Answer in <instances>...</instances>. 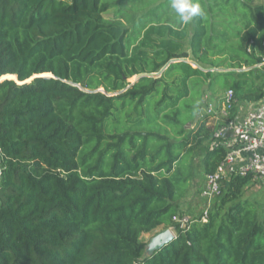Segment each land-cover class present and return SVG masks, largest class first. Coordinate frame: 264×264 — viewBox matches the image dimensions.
<instances>
[{
  "label": "trees",
  "instance_id": "obj_1",
  "mask_svg": "<svg viewBox=\"0 0 264 264\" xmlns=\"http://www.w3.org/2000/svg\"><path fill=\"white\" fill-rule=\"evenodd\" d=\"M195 2L183 23L170 0H0V264H264L250 177L222 184L206 222H174L197 149L205 175L226 152L205 95L219 108L231 90L232 116L263 97L260 69L212 70L263 62L264 3Z\"/></svg>",
  "mask_w": 264,
  "mask_h": 264
},
{
  "label": "built area",
  "instance_id": "obj_2",
  "mask_svg": "<svg viewBox=\"0 0 264 264\" xmlns=\"http://www.w3.org/2000/svg\"><path fill=\"white\" fill-rule=\"evenodd\" d=\"M233 92L227 91L218 108L210 106L209 122L215 127L212 149L222 147L225 156L212 173L205 175L200 197L207 201L200 221L206 222L210 202L221 194V187L232 177H250L252 181H264V100L258 104L239 107L232 116ZM2 168L0 165V177ZM196 220L188 215L174 218L180 228H187Z\"/></svg>",
  "mask_w": 264,
  "mask_h": 264
},
{
  "label": "rangeland",
  "instance_id": "obj_3",
  "mask_svg": "<svg viewBox=\"0 0 264 264\" xmlns=\"http://www.w3.org/2000/svg\"><path fill=\"white\" fill-rule=\"evenodd\" d=\"M257 3H264V0H257ZM112 15V12H109L106 16L109 17ZM134 19V17H133ZM190 32L192 31V25H190L189 28ZM191 34V33H190ZM190 39V38H189ZM189 39L185 42V47L183 51V56L181 60L189 62L191 64L196 63V61L193 59V57L190 54V49H189ZM264 57V53H263ZM260 69L262 73H264V60L261 64L255 66V67H245L242 70H230V69H213V73L215 74H224V73H229V72H234V73H239L242 71H248V70H256ZM136 79V78H135ZM134 78L131 80V83L134 82ZM255 84L258 86L257 88L260 89V94L263 96L260 100L256 99H249L247 102L250 104H258L261 101L264 100V77L260 79L255 80ZM221 96L223 93L220 94ZM213 101H215L214 98L208 96L207 94L205 95V103L202 105L200 114L201 115H208V110L210 109V106L213 104ZM241 104V103H240ZM239 107H246L245 104H241ZM193 127V124H190L187 126V130L191 129ZM208 144L202 145L200 148L197 149L196 151V156L194 160V165H193V175H192V180L190 184V188L188 191V195L190 194L191 198V203L189 204L190 207L187 208V210H183L182 214L188 215L190 217H197L202 214V212L206 209L207 207V201L200 197V190L203 185L204 179H205V173L203 170L202 166V158L204 156L205 150L207 149ZM244 199H249L251 201H254L258 203L260 208H264V181H257L256 183H253L250 187H248L243 195ZM220 198L213 199L210 204L209 208L212 209L214 204L219 201ZM180 214V216L182 215ZM170 229L174 235H176V231L172 228ZM157 232H152L149 234H146L143 236L142 241L145 244L144 249H143V255L145 256V247L149 243L150 239L155 236Z\"/></svg>",
  "mask_w": 264,
  "mask_h": 264
},
{
  "label": "clouds",
  "instance_id": "obj_4",
  "mask_svg": "<svg viewBox=\"0 0 264 264\" xmlns=\"http://www.w3.org/2000/svg\"><path fill=\"white\" fill-rule=\"evenodd\" d=\"M171 7L183 23L190 22L194 17L203 15L199 3L195 0H170Z\"/></svg>",
  "mask_w": 264,
  "mask_h": 264
},
{
  "label": "water",
  "instance_id": "obj_5",
  "mask_svg": "<svg viewBox=\"0 0 264 264\" xmlns=\"http://www.w3.org/2000/svg\"><path fill=\"white\" fill-rule=\"evenodd\" d=\"M14 80V78H12ZM200 117L199 114L196 115V120ZM175 235L170 229H164L159 231L155 236H153L147 246L145 247V256H151L155 251L160 250L167 244H169Z\"/></svg>",
  "mask_w": 264,
  "mask_h": 264
},
{
  "label": "crops",
  "instance_id": "obj_6",
  "mask_svg": "<svg viewBox=\"0 0 264 264\" xmlns=\"http://www.w3.org/2000/svg\"><path fill=\"white\" fill-rule=\"evenodd\" d=\"M215 103V101H213V104ZM241 104H245V106H250V105H254V103L253 104H250L249 102H247V101H245V102H242ZM190 196V194L188 195V193H187V195L183 198V200H182V204H181V210L183 211H185V210H187V208H189L190 207V203H191V196Z\"/></svg>",
  "mask_w": 264,
  "mask_h": 264
}]
</instances>
